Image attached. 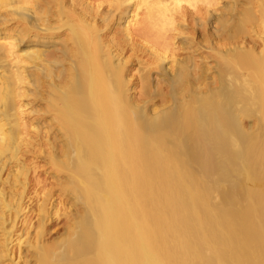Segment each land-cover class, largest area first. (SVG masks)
<instances>
[{
	"label": "bare ground",
	"instance_id": "6f19581e",
	"mask_svg": "<svg viewBox=\"0 0 264 264\" xmlns=\"http://www.w3.org/2000/svg\"><path fill=\"white\" fill-rule=\"evenodd\" d=\"M0 264H264V0H0Z\"/></svg>",
	"mask_w": 264,
	"mask_h": 264
},
{
	"label": "rangeland",
	"instance_id": "374dc122",
	"mask_svg": "<svg viewBox=\"0 0 264 264\" xmlns=\"http://www.w3.org/2000/svg\"><path fill=\"white\" fill-rule=\"evenodd\" d=\"M43 176V177H42ZM48 177V176H47ZM46 175H44V172L41 173V178H46L47 180L49 179V177L47 178ZM32 205V204H31ZM65 207V205H64ZM61 209L63 208L62 206L60 207ZM63 218V217H62ZM61 217H59L58 219H53L51 222V226L50 229L48 231V233L46 234V238L48 236V238H50L51 242H56V241H60L63 237L66 236V234H62V233H66V231L64 230L65 228V224L63 225V219ZM61 225V226H60ZM56 228V230H55ZM55 231V232H54ZM65 231V232H64ZM61 234V235H60ZM60 239V240H59ZM54 240V241H53Z\"/></svg>",
	"mask_w": 264,
	"mask_h": 264
}]
</instances>
